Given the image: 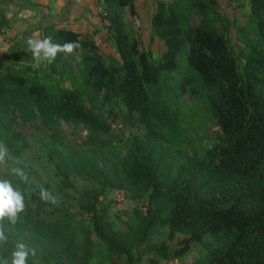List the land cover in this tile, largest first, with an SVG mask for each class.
Masks as SVG:
<instances>
[{"label": "trees", "instance_id": "16d2710c", "mask_svg": "<svg viewBox=\"0 0 264 264\" xmlns=\"http://www.w3.org/2000/svg\"><path fill=\"white\" fill-rule=\"evenodd\" d=\"M100 2L121 63L107 65L81 33L48 26L44 37L53 42L81 44L73 52H82V66L72 88L52 84L66 72L59 66L68 54L59 53L47 63L44 76L32 67L9 65L6 56L0 64V106L19 110L24 122L83 126L93 143L106 145L110 129L103 114L119 101L126 108L124 123L144 125L147 135L130 145L120 166L101 173L102 193L117 189L135 198L148 195L141 242L152 228L162 226L172 239L184 236L173 256L196 250V264H264V0H249L250 20L242 31L250 38L243 64L219 26L217 0L158 2L151 27L167 47L160 61L141 51L126 30L121 13L129 8L136 15L135 0ZM7 25L0 9V31ZM181 55L187 59L185 73L178 72ZM189 92L205 100L221 131L203 156H179L174 145L180 103ZM36 200V195H24L25 208L16 224L3 221L10 238L8 245L0 244V258L10 259L22 241L48 264H66L72 230L62 221L42 220ZM89 206L97 237L121 254L117 234L98 217L94 201ZM28 227L34 229L25 233ZM155 249L163 257L169 251L163 245ZM126 264L137 263L129 256Z\"/></svg>", "mask_w": 264, "mask_h": 264}, {"label": "rangeland", "instance_id": "374dc122", "mask_svg": "<svg viewBox=\"0 0 264 264\" xmlns=\"http://www.w3.org/2000/svg\"><path fill=\"white\" fill-rule=\"evenodd\" d=\"M152 1L155 9L159 1H178L181 5L187 2ZM217 1V9L222 16L219 26L226 30L229 43L243 64L247 55L246 40L250 38L242 31V27L250 20L249 0ZM91 2L95 9L89 8L90 13L97 11L98 17H78L81 23L80 33L95 44L107 65L117 66L121 63V58L109 33L108 23L102 17L103 4L100 0ZM144 3L149 14L150 2L145 0ZM121 14L128 34L138 43L139 49L149 52L154 61H160L167 47L151 31L148 20L152 17H140L138 13L132 15L129 8L122 10ZM94 20L97 21L98 27L93 26ZM193 21L198 22L199 18H194ZM8 64L20 70L32 67L41 76H44L47 69V62L38 63L33 57L24 58L17 52ZM186 64V57L181 55L178 72L185 73ZM81 66L82 52L66 55L59 66L66 72L57 81L52 82L54 87L61 85L72 88L74 77ZM48 81L51 82L50 79ZM180 104L178 132L174 138L175 149L180 151L179 156H203L218 141L221 131L208 104L202 98L192 96L189 92ZM125 112L126 108L119 101L114 108H105L103 118L110 129V136L104 138L103 141L107 142L104 145L93 143L83 126L63 121L52 127L43 125L40 120L24 122L19 110L1 105L0 146L7 149V156L6 163H0V179L10 180L15 189L28 197H39L40 186L47 188L57 197L56 204L46 203L39 197L34 206L45 222L62 221L72 230L75 242L73 240L66 248V264H126L129 256L133 257L137 264H196V250L183 257L173 256L184 236L178 234L175 238H170L167 227L152 228L149 236L141 242L148 195L135 198L130 193L117 189H106L102 193L101 173L120 166L128 155L130 145L136 139H146L147 130L144 125L131 126L124 123ZM13 167L24 170L28 176L27 182L12 173ZM97 194L98 199L95 200ZM93 201L98 217L117 234L123 251L121 254H115L97 237L89 206ZM33 229L28 227L25 233H30ZM8 244L9 240L3 245ZM161 245L169 249L166 250L167 256L163 257L156 251L155 248ZM28 264L48 263L38 256L29 257Z\"/></svg>", "mask_w": 264, "mask_h": 264}, {"label": "crops", "instance_id": "0c3cea01", "mask_svg": "<svg viewBox=\"0 0 264 264\" xmlns=\"http://www.w3.org/2000/svg\"><path fill=\"white\" fill-rule=\"evenodd\" d=\"M147 1L151 7L149 14L145 0H135V11L140 17H152L156 10L154 2ZM89 8L95 9L91 0H0V9L8 19V25L0 31V64L6 56L11 60L16 52L24 58L32 57L25 50V37L43 39L48 26L57 25L80 33L78 17H98V12L91 14ZM96 23L94 20L93 26L98 27ZM148 25L151 26L150 19Z\"/></svg>", "mask_w": 264, "mask_h": 264}, {"label": "clouds", "instance_id": "9594fccd", "mask_svg": "<svg viewBox=\"0 0 264 264\" xmlns=\"http://www.w3.org/2000/svg\"><path fill=\"white\" fill-rule=\"evenodd\" d=\"M26 51H30L32 57L38 63L47 62L51 64L59 53L72 54L76 49L81 47L79 40H67L63 44L53 42L51 36L43 39L32 36L25 37ZM0 163H6L7 149L0 146ZM12 173L19 177L20 180L27 182L28 176L22 168L13 167ZM39 197L46 203L56 204L57 197L47 188L40 186ZM25 208L24 195L21 191L15 189L12 182L8 179H0V244L7 243L8 236L3 225L5 218L9 223L15 225L18 214ZM37 250L30 247L24 242H17L8 257L0 258V264H28L29 257H35Z\"/></svg>", "mask_w": 264, "mask_h": 264}]
</instances>
